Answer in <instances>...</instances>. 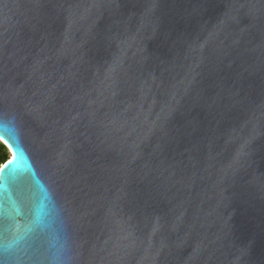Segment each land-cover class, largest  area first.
<instances>
[{
	"label": "water",
	"instance_id": "95a60500",
	"mask_svg": "<svg viewBox=\"0 0 264 264\" xmlns=\"http://www.w3.org/2000/svg\"><path fill=\"white\" fill-rule=\"evenodd\" d=\"M0 264H264V0H0Z\"/></svg>",
	"mask_w": 264,
	"mask_h": 264
},
{
	"label": "trees",
	"instance_id": "16d2710c",
	"mask_svg": "<svg viewBox=\"0 0 264 264\" xmlns=\"http://www.w3.org/2000/svg\"><path fill=\"white\" fill-rule=\"evenodd\" d=\"M11 156V151L7 144L0 139V165L4 164Z\"/></svg>",
	"mask_w": 264,
	"mask_h": 264
},
{
	"label": "rangeland",
	"instance_id": "374dc122",
	"mask_svg": "<svg viewBox=\"0 0 264 264\" xmlns=\"http://www.w3.org/2000/svg\"><path fill=\"white\" fill-rule=\"evenodd\" d=\"M10 150V149H9Z\"/></svg>",
	"mask_w": 264,
	"mask_h": 264
}]
</instances>
